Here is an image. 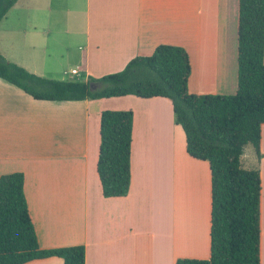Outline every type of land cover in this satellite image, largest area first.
<instances>
[{
    "label": "crops",
    "instance_id": "1",
    "mask_svg": "<svg viewBox=\"0 0 264 264\" xmlns=\"http://www.w3.org/2000/svg\"><path fill=\"white\" fill-rule=\"evenodd\" d=\"M235 1L17 0L0 20V56L38 77L60 73L71 81L80 74L85 82L119 72L159 45L178 46L188 58L189 94L231 95ZM223 15L225 38L228 31L231 37L228 60L219 51ZM60 47L80 51L69 70L62 66L67 56L47 55ZM35 49L46 54L48 66L30 59ZM106 110L132 114L129 186L119 198L101 196L95 172L99 114ZM259 150V264H264V126ZM15 172L23 176L40 249L82 245L84 264H174L209 256L208 165L186 154L167 99L38 101L0 79V176ZM61 263L50 257L25 264Z\"/></svg>",
    "mask_w": 264,
    "mask_h": 264
},
{
    "label": "trees",
    "instance_id": "2",
    "mask_svg": "<svg viewBox=\"0 0 264 264\" xmlns=\"http://www.w3.org/2000/svg\"><path fill=\"white\" fill-rule=\"evenodd\" d=\"M17 0H0V20ZM236 88L231 95L187 91L185 50L159 45L134 57L119 72L80 81L33 75L0 56V79L38 101H83L134 96L163 98L184 136L186 154L206 162L210 174L209 256L178 258L174 264H259V170L243 169L245 146L256 162L264 126V0H236ZM96 85L89 90L88 85ZM132 114L102 111L95 172L103 198H119L129 186ZM55 257L61 264H84V247L40 249L29 220L19 172L0 176V264H25Z\"/></svg>",
    "mask_w": 264,
    "mask_h": 264
},
{
    "label": "rangeland",
    "instance_id": "3",
    "mask_svg": "<svg viewBox=\"0 0 264 264\" xmlns=\"http://www.w3.org/2000/svg\"><path fill=\"white\" fill-rule=\"evenodd\" d=\"M224 2H225V0H223V5H224ZM235 3H236V1H235ZM224 20L227 23V15H223L222 18H221V22H220L221 24H220L219 51H220V56H222V51L225 50L224 51L225 52V54H224L225 60L226 59L228 60L229 40H231V37L229 39V31H228V32H226L228 34L227 39L225 38V31H227V30H225L226 24H224ZM63 47H60L58 49L59 51L50 50V52L47 55H49V60L53 59V58L54 59L58 58V56H62L64 58L67 56L68 59L62 60V66L67 65L66 68L68 67L67 70H69V67H71L73 65L74 60L78 57V54L80 53V51H78L77 48H63ZM77 47H78V45H77ZM32 54H33V57L30 58V59H32L33 61L37 60L39 66H40V63L41 64L44 63L43 62V57L46 54L43 56V54L38 52V50H36V49H35V51ZM27 57H29V55L25 56V58H27ZM263 62H264V57H263ZM44 64H45V66H48L49 61L46 60ZM43 75H45L44 76L45 79H50V80H55V81H58L59 78H62V80L67 81L68 77H70L69 75L68 76H66V75L62 76L60 73H59V75H49V74H43ZM82 79H83V76H81L79 74V76H76V78H74L71 81H80V82H82ZM256 161L257 160H256V157L254 155V151H253L252 147L249 146V145L245 146L244 149H243L242 155L240 157V163H241L242 168L243 169H254V168H257L259 170V166L260 165Z\"/></svg>",
    "mask_w": 264,
    "mask_h": 264
},
{
    "label": "water",
    "instance_id": "4",
    "mask_svg": "<svg viewBox=\"0 0 264 264\" xmlns=\"http://www.w3.org/2000/svg\"><path fill=\"white\" fill-rule=\"evenodd\" d=\"M88 87H89V90H94L96 89L97 86L94 84H89Z\"/></svg>",
    "mask_w": 264,
    "mask_h": 264
},
{
    "label": "built area",
    "instance_id": "5",
    "mask_svg": "<svg viewBox=\"0 0 264 264\" xmlns=\"http://www.w3.org/2000/svg\"><path fill=\"white\" fill-rule=\"evenodd\" d=\"M76 73H77V72H76L75 70H71L69 74H70V75H75Z\"/></svg>",
    "mask_w": 264,
    "mask_h": 264
}]
</instances>
